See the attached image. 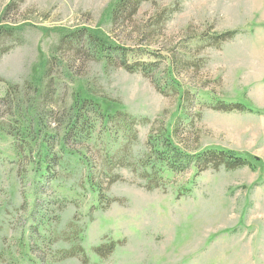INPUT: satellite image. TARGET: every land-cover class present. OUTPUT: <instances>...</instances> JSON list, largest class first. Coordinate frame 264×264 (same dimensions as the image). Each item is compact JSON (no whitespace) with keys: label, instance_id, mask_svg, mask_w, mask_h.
Here are the masks:
<instances>
[{"label":"rangeland","instance_id":"374dc122","mask_svg":"<svg viewBox=\"0 0 264 264\" xmlns=\"http://www.w3.org/2000/svg\"><path fill=\"white\" fill-rule=\"evenodd\" d=\"M117 1L0 0V28L13 29L0 40V96L9 84L36 81L55 56L52 74L75 81L66 80L61 99L88 85L105 97L104 112L137 121L132 131L99 128L90 145L71 142L88 168L69 155L42 181L30 173L37 151L19 158L17 141L0 132V264H264V171L161 176L154 155L147 165L149 136L167 127L189 154L225 149L264 164V114L216 109L243 100L264 109V0H148L111 23ZM80 30L155 72L130 73L120 59L105 68L94 55L58 48L63 32ZM234 31L221 45L207 41Z\"/></svg>","mask_w":264,"mask_h":264},{"label":"trees","instance_id":"16d2710c","mask_svg":"<svg viewBox=\"0 0 264 264\" xmlns=\"http://www.w3.org/2000/svg\"><path fill=\"white\" fill-rule=\"evenodd\" d=\"M147 1L118 0L110 12V22L114 23L127 14L128 16L135 15L141 5ZM12 30L0 28V40L11 37ZM237 34V31L227 32L209 37L207 41L221 45L235 38ZM60 39L61 43L58 48L71 47L83 55L87 54V57L94 55L105 68L116 64L117 59H120L119 67L130 73H141L143 76L150 77L155 72L154 63L144 61L130 63L127 51L111 44L110 39L101 34L89 30L63 32ZM53 60H56L55 56L44 61L40 76L36 81L29 78L24 86L9 84L7 92L0 96V112H2L0 118H5L0 121V132L6 133L17 141L14 149L19 158H27L34 150L37 151L38 161L35 162L36 167L32 168L30 173L39 178L38 181H42L48 176L52 167L64 168L67 166L64 160L69 155H74L79 159L77 164L79 168L81 167L82 172L88 168L89 165L86 162L84 164L85 156L82 153L71 152L67 147L71 142L90 145L99 128H105L107 132L111 130L108 129L110 126L117 131H132V127L137 122L135 118L122 110L114 113V110L104 112L99 99H105V97H97V94L88 85L77 86L69 100L61 99V90L67 83L66 80L75 81L68 77L69 73L52 74ZM168 74L170 75V71ZM82 82L84 81L80 80L79 84H83ZM170 86L173 87L171 82ZM216 109L225 112L237 110L264 114V109L250 106L247 100L235 105L222 103ZM115 124L117 125L115 126ZM177 132L176 128L170 130L167 127L161 134H153L148 138L147 146L151 150V155L147 165L149 166L154 155L155 163L151 170L156 169L158 175L162 176L163 173L167 175L180 174L191 167L196 168L197 176L209 169L235 171L249 168L256 172L264 171V164L261 160L252 156H241L225 149H206L198 155L189 154L182 147L183 145H180V142L176 143ZM55 149L58 151L56 152ZM155 164L157 165L155 166ZM43 165L45 166L44 170H42ZM89 168L93 171V176L96 177V167L90 166ZM143 174L145 177L151 178L146 168L143 169ZM93 176L88 172L87 180L91 182L88 183L94 192L96 190L98 198L101 199V187L93 183ZM157 180H150L148 186L153 188L152 183ZM158 181L160 182V180Z\"/></svg>","mask_w":264,"mask_h":264}]
</instances>
